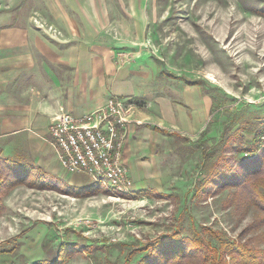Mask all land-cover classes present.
<instances>
[{
    "label": "rangeland",
    "instance_id": "374dc122",
    "mask_svg": "<svg viewBox=\"0 0 264 264\" xmlns=\"http://www.w3.org/2000/svg\"><path fill=\"white\" fill-rule=\"evenodd\" d=\"M18 1L19 11L31 12L54 40L95 35L112 43L114 56L145 52L177 75L198 80L212 110L195 141V157L187 141L173 135L176 149L148 188L114 195L93 182L85 187L89 194L76 196L58 183L48 189L21 184L4 193L0 264L46 260L64 246L72 252L64 264H154L160 251H177L158 239L188 237L217 246L211 232L264 248L258 221L264 211L232 195L248 166L237 161L258 147L264 128V0ZM17 3L0 5L16 10ZM45 140L57 156L49 134ZM16 149L0 144V158L27 155L24 147ZM9 249L12 254L4 252Z\"/></svg>",
    "mask_w": 264,
    "mask_h": 264
},
{
    "label": "crops",
    "instance_id": "0c3cea01",
    "mask_svg": "<svg viewBox=\"0 0 264 264\" xmlns=\"http://www.w3.org/2000/svg\"><path fill=\"white\" fill-rule=\"evenodd\" d=\"M16 1V10L0 5L2 147H24L27 155H17L57 180L85 188L93 181L86 174L62 169L45 140L48 126L60 110L80 115L114 94L136 103L122 152L134 192L152 186L162 162L176 149V142L170 140L173 135L185 139L195 157V141L212 110V98L200 83L166 69L145 52L126 60L114 56L112 43L95 35L54 40L32 21L31 12L19 11L23 6Z\"/></svg>",
    "mask_w": 264,
    "mask_h": 264
},
{
    "label": "trees",
    "instance_id": "16d2710c",
    "mask_svg": "<svg viewBox=\"0 0 264 264\" xmlns=\"http://www.w3.org/2000/svg\"><path fill=\"white\" fill-rule=\"evenodd\" d=\"M186 81L190 82V80ZM193 82L200 83L198 80H194ZM247 151L248 156L237 161V163L241 162L242 168L244 165L248 166L245 168L246 171L244 170L234 181L233 184L237 188L232 195L234 198H238L241 201L246 199L245 201L247 203L259 206V209L264 211V149H259L258 145V147H250ZM219 172L218 169L215 170V174H220ZM226 173L229 172L226 171L225 174ZM226 176H229V174ZM56 183L67 186L76 196H83L90 193L91 187H72L61 180L55 179L52 174L45 171L40 166L35 165L25 157L16 156L0 158V212L3 209V206H1L2 196L14 187L25 184L36 189H48L53 188V185ZM258 221L264 224V216H261ZM209 235L217 240V246L212 245L210 242H205L204 240L191 239L188 237L175 239V237L172 236L158 239L157 242H160L159 244H161L163 240H168L172 243L171 246L176 247L177 251L171 253L168 250V253L164 255L162 251H160V253L158 252V256H161L160 258H157L158 256L156 257L157 259L154 264H264V248L252 246L248 241H230L229 239L223 238L218 232H211ZM190 247L193 250L191 249L190 251ZM143 250L144 248H139L137 252ZM4 252L12 254L13 249ZM71 253L68 247L64 246L60 247L52 258L49 257L46 260H38L24 264H64V261ZM134 253L136 252L133 251L132 254ZM152 256L153 255L150 254V257L148 256L147 259H152ZM226 256H230L231 258L229 263L226 262Z\"/></svg>",
    "mask_w": 264,
    "mask_h": 264
},
{
    "label": "built area",
    "instance_id": "2783aa9c",
    "mask_svg": "<svg viewBox=\"0 0 264 264\" xmlns=\"http://www.w3.org/2000/svg\"><path fill=\"white\" fill-rule=\"evenodd\" d=\"M120 56L124 60L129 58V55ZM135 106L131 98L110 94L93 111L73 115L60 110L55 114L48 133L62 168L90 176L94 183L114 195L133 192V181L122 152L126 124L134 120ZM258 144L264 148V128L259 132Z\"/></svg>",
    "mask_w": 264,
    "mask_h": 264
}]
</instances>
